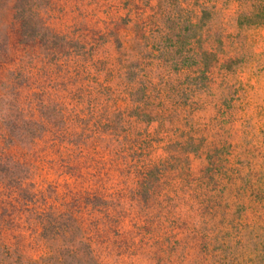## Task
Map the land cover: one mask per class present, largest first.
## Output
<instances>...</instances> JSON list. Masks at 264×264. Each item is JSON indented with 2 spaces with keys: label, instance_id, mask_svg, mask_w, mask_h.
<instances>
[{
  "label": "rangeland",
  "instance_id": "374dc122",
  "mask_svg": "<svg viewBox=\"0 0 264 264\" xmlns=\"http://www.w3.org/2000/svg\"><path fill=\"white\" fill-rule=\"evenodd\" d=\"M260 4L0 0V264H253Z\"/></svg>",
  "mask_w": 264,
  "mask_h": 264
},
{
  "label": "trees",
  "instance_id": "16d2710c",
  "mask_svg": "<svg viewBox=\"0 0 264 264\" xmlns=\"http://www.w3.org/2000/svg\"><path fill=\"white\" fill-rule=\"evenodd\" d=\"M206 12V11H205ZM208 14V13H205ZM205 17L201 21H205ZM250 25H264V4H260L253 11L249 12L243 19ZM248 90L245 91V93ZM246 95H248L246 93ZM249 96V95H248ZM238 98V97H237ZM236 102L238 101L235 100ZM231 101L228 110L237 109L236 102ZM235 102V103H234ZM246 105V104H245ZM250 101L247 102L245 109H243V117L254 122L256 130L251 135L252 142L255 144L254 151H247V158L239 159L237 162L239 170H247L249 175L248 185L252 189V196L254 201V219L252 221L245 220L242 215L235 219L231 228L234 231L233 238L242 239L244 255L241 257L246 262L264 264V109L259 108V121L254 118ZM257 116V114H256ZM257 132V134H256ZM224 151V150H223ZM223 157L228 161L227 167L221 175H232L236 172V168L230 167V158L227 153H222ZM243 218V219H242ZM240 261V259H238ZM238 261V263H239Z\"/></svg>",
  "mask_w": 264,
  "mask_h": 264
}]
</instances>
